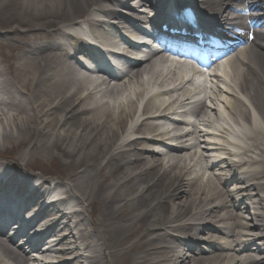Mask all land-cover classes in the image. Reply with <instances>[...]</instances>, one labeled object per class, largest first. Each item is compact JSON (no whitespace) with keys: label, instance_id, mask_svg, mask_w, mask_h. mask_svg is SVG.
Returning a JSON list of instances; mask_svg holds the SVG:
<instances>
[{"label":"bare ground","instance_id":"bare-ground-1","mask_svg":"<svg viewBox=\"0 0 264 264\" xmlns=\"http://www.w3.org/2000/svg\"><path fill=\"white\" fill-rule=\"evenodd\" d=\"M86 1L0 0V147L58 155L68 167L67 181L55 184L65 196L35 217L43 221L38 241L18 226L19 214L13 227L25 247L0 230V264H264V0H179L206 10L213 25L260 28L221 78L185 76L154 55L99 80L103 70L81 61L95 62L100 51L70 26H86L103 47L134 48L110 38L132 26L126 15L148 21L171 10L162 0ZM193 97L204 99L196 116L208 132L195 126L190 136L169 114ZM29 173L0 163V212L16 199L40 206L51 187L45 180L39 198L23 197ZM185 230L190 241L176 234Z\"/></svg>","mask_w":264,"mask_h":264},{"label":"rangeland","instance_id":"rangeland-1","mask_svg":"<svg viewBox=\"0 0 264 264\" xmlns=\"http://www.w3.org/2000/svg\"><path fill=\"white\" fill-rule=\"evenodd\" d=\"M87 2V1H86ZM84 4V2H80ZM88 3V2H87ZM90 5H86V7ZM85 7V6H84ZM80 17V16H79ZM79 17L73 16V19H78ZM11 26H14L13 24ZM12 61L10 60L9 63ZM25 147H17L15 145H5L0 147V158L6 159V162L17 165L23 170L24 167H27L30 171L38 172L41 175L53 176L55 178L49 179L50 184H55L56 182H66L68 177L66 172L68 170L67 165L64 166L63 162L66 161V158H61L58 155L50 156L39 155L32 156L30 153L25 155Z\"/></svg>","mask_w":264,"mask_h":264}]
</instances>
